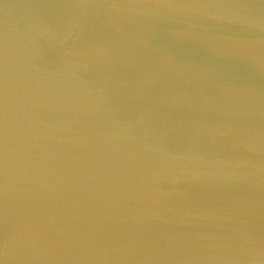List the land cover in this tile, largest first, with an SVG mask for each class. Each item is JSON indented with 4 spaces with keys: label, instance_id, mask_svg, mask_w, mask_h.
<instances>
[{
    "label": "water",
    "instance_id": "95a60500",
    "mask_svg": "<svg viewBox=\"0 0 264 264\" xmlns=\"http://www.w3.org/2000/svg\"><path fill=\"white\" fill-rule=\"evenodd\" d=\"M0 264H264V0H0Z\"/></svg>",
    "mask_w": 264,
    "mask_h": 264
}]
</instances>
